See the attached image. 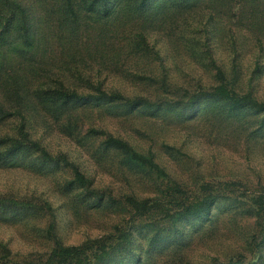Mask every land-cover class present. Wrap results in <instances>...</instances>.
<instances>
[{"label": "rangeland", "instance_id": "rangeland-1", "mask_svg": "<svg viewBox=\"0 0 264 264\" xmlns=\"http://www.w3.org/2000/svg\"><path fill=\"white\" fill-rule=\"evenodd\" d=\"M17 1L31 10L27 19L34 26L35 58L45 62L43 70L54 72L55 64L63 63L73 72L75 77L66 79L67 90L93 93L100 83L104 91L142 97L150 107L130 111L101 104L62 114L38 112L32 138L51 155L65 154L103 201L93 207L95 199L71 183L66 168L41 173L28 166L0 168V196L50 207L23 216L0 211V257L7 255L14 263L44 259L53 246L46 237L53 225L63 245L112 235L110 243L118 251L111 264H264V221L251 208L252 199L264 192L260 113L248 108L230 112L225 101L202 97L185 107L186 91L197 93L217 84V66L236 92L264 102V0H188L186 12L167 13L173 21L146 26V46L133 50L121 27L94 23L91 13L77 12L73 23L66 6L54 0ZM14 14L0 13V27ZM3 28L0 59L8 63L0 68V84L7 74L33 65L18 52L20 25ZM77 37L76 49L72 45ZM95 46L99 58L85 52ZM70 53L88 63L78 67ZM16 125L0 121V138L16 135ZM95 131L122 139L140 153L150 151L167 178L155 179L132 166L122 152L106 149L105 136ZM208 185L231 199H219L208 216L174 226L171 212L177 201H194ZM174 186L184 192L173 195L177 201L165 195ZM131 197L157 206L136 214L127 203Z\"/></svg>", "mask_w": 264, "mask_h": 264}, {"label": "trees", "instance_id": "trees-1", "mask_svg": "<svg viewBox=\"0 0 264 264\" xmlns=\"http://www.w3.org/2000/svg\"><path fill=\"white\" fill-rule=\"evenodd\" d=\"M57 4H64L65 10L73 15V23L78 21L79 15L77 12L85 11L94 16V23L112 24L122 28L121 33L126 37L129 46L132 49L135 47L146 46V37L148 30L146 26L157 23L161 20L163 22L173 21L174 17L171 13L186 12L187 8L184 5L188 0H54ZM168 8L166 9V5ZM195 7V5H194ZM22 2L17 0H0V13L8 10L14 12V15L4 18L2 26L0 27V36L3 27L7 23L12 25L18 24L21 27L22 42L21 48L18 50L20 56L27 57L33 62L29 68L14 74H7L4 84H0V121H15L16 135L3 136L0 138V168L8 169L18 166H26L36 172L47 171L52 168H66L72 173V184L81 188L85 195L90 199H95L93 207L103 201V196L96 195L92 190L91 182L85 175L68 160L65 154L51 155L47 149L41 145L38 140L32 138V120L38 112H48L49 114H62L69 110H78L86 108L87 106L112 104L122 105L133 111L141 107H150V102L144 101L139 96H125L120 92H107L101 89V84L95 88L93 93H80L77 91L67 90L66 79L74 78L73 72L63 63L55 64L56 70L51 72L48 69L42 68L43 62L40 56L36 57L38 45L33 42V33L35 32L32 23H28L27 13L31 10ZM166 10V11H165ZM156 14V17H153ZM3 28V29H2ZM17 29V28H16ZM128 30V35H126ZM152 30V29H151ZM18 31V30H17ZM32 31V32H31ZM6 32V31H5ZM71 33H75L73 29ZM118 33L120 34L119 30ZM78 37L73 42V48H78ZM96 47L93 51L85 50L88 55L100 57L96 52ZM101 49H106L105 44ZM130 50V49H129ZM140 51V50H136ZM141 52V51H140ZM102 56V55H101ZM116 56V55H115ZM71 63L81 65L88 63L85 59H74L70 53L68 56ZM8 63L5 59H0V68ZM89 67V66H88ZM215 78L217 84L207 89H200L197 93L186 91L188 98L185 100V107L191 108L200 97L206 99H218L225 101L228 104L230 112L237 111L242 108L255 109L260 113L259 127H264V102L255 99L250 93H238L227 81L224 71L220 67H216ZM72 73V74H69ZM39 81V78H43ZM79 78H85L79 75ZM78 80V79H77ZM86 84H94L91 81ZM163 87V86H162ZM166 102L165 105H168ZM95 133L105 136L104 145L106 149H115L122 152L126 160L132 166L144 170L145 172L157 178H167L166 172L155 162L153 154L148 151L146 154L136 151L132 146L122 139L116 138L112 135L106 134L103 131H95ZM28 156V157H27ZM19 161V162H18ZM18 163V165L16 164ZM204 191L201 196L195 198L192 202L177 201L174 194H184L178 186L168 187L165 192L166 197L177 201V207L171 212V222L175 224L186 220L188 218H198L201 215L208 216L212 207L219 199L228 198L219 194V190H215L212 186H203ZM159 194L162 191L158 188ZM181 200V199H180ZM127 203L131 206L136 214H144L150 209L157 206V203L150 200L138 201L131 197L127 199ZM252 211L261 220L264 221V192L258 194L252 199ZM50 209L46 202L38 205L32 200H16L11 197L0 196V211L1 215L8 212L13 216L22 214H31L36 212H44ZM21 212V214L17 213ZM167 211L165 210L164 213ZM19 214V215H18ZM3 218L4 216H0ZM262 240L264 241V227L262 228ZM112 235L88 239L80 245H63L54 234V227L50 225L46 232V237L52 242L53 246L47 253L45 258L36 261H23L14 263L8 261L7 255L0 257V264H111L113 256L118 251L117 245L111 244ZM125 239L129 234H125ZM228 264H240V262H229Z\"/></svg>", "mask_w": 264, "mask_h": 264}]
</instances>
